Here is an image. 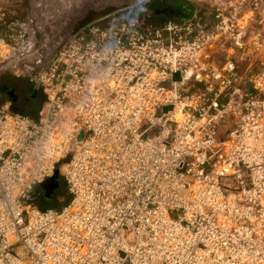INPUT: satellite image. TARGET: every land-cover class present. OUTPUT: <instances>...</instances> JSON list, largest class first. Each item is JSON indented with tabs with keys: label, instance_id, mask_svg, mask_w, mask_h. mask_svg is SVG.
<instances>
[{
	"label": "built area",
	"instance_id": "built-area-1",
	"mask_svg": "<svg viewBox=\"0 0 264 264\" xmlns=\"http://www.w3.org/2000/svg\"><path fill=\"white\" fill-rule=\"evenodd\" d=\"M212 2L1 14L0 75L45 100L0 102V264H264V0Z\"/></svg>",
	"mask_w": 264,
	"mask_h": 264
},
{
	"label": "rangeland",
	"instance_id": "rangeland-1",
	"mask_svg": "<svg viewBox=\"0 0 264 264\" xmlns=\"http://www.w3.org/2000/svg\"><path fill=\"white\" fill-rule=\"evenodd\" d=\"M6 1L7 0H5V2ZM73 1L74 0H67V3L69 4V9H68L69 12L67 13L69 14L73 13L72 12ZM190 1L195 5L198 11L201 12V14H206L207 10L209 9V6L213 3L212 2L213 0H190ZM16 2L17 3L15 6V9L12 8V11H15L16 17H22L29 8V2L28 0H17ZM111 2H112V5H108V7H106L105 10L100 11V12L89 11L88 7H85L87 11L85 12V18H82L81 22L92 20L98 17L99 15H104V14H118V15H125V16L140 14L139 9H141V7L144 9L148 5H149L148 9L155 16L156 13L158 12L157 9L159 7H162L165 4L163 0H162L163 4L159 0H111ZM57 5H59V7L56 8L57 12H55V14L56 13L59 14L60 13L59 11L62 8L60 4H57ZM7 6L8 4L5 5L4 1L0 2V7H7ZM153 20L157 25H162L166 21L171 20V19L168 18V19H162L160 21H157L154 17ZM24 80L25 79H17L9 74H4V75L2 74L0 75V90L2 91L6 88L10 89L11 87V90H15L16 94L21 96L23 95V92H24V88L22 84ZM32 101L33 102H29V105L27 106L24 105L25 107L21 106L19 102H17L15 103L14 110L17 111L16 110L17 108L18 112L22 111L21 113L24 112L25 114L27 113L33 118H36V116L39 115L40 109L44 103V99L42 101L40 100H32ZM57 183H58V188L55 190L54 194L51 196L50 199L45 198V193L41 189L42 198L37 201V204L40 210L45 211L49 209H58L61 206L59 203L55 202L54 197L56 196V194L62 191V189L66 186V182L59 175L57 178Z\"/></svg>",
	"mask_w": 264,
	"mask_h": 264
},
{
	"label": "crops",
	"instance_id": "crops-1",
	"mask_svg": "<svg viewBox=\"0 0 264 264\" xmlns=\"http://www.w3.org/2000/svg\"><path fill=\"white\" fill-rule=\"evenodd\" d=\"M159 1L162 2V0H159ZM163 2L167 3V4L168 3L172 4L171 2L177 4L176 7L180 9L179 12L182 13L181 11H183L182 14L179 13L180 15L179 14H178L179 16L177 15L179 17V19H181V20H184L182 18L189 17V14L187 12H184V11H186L187 9L194 10V8H196L195 5L190 0H163ZM163 2H162V4H163ZM169 8H175V5L173 4V5H171V7L169 6ZM22 84H23L24 92H23V95H21V96L17 95L15 90H11V87H10V89L6 88L2 91L0 90V102L10 101L13 103V105L15 107V103H17V102H19V104L21 106H24V105L27 106V105H29V102H33L32 100H40V101L43 100L42 93L36 92L34 90L33 86L26 79L24 80V82H22ZM16 110L18 111L17 108H16Z\"/></svg>",
	"mask_w": 264,
	"mask_h": 264
},
{
	"label": "flooded vegetation",
	"instance_id": "flooded-vegetation-1",
	"mask_svg": "<svg viewBox=\"0 0 264 264\" xmlns=\"http://www.w3.org/2000/svg\"><path fill=\"white\" fill-rule=\"evenodd\" d=\"M2 1H4V3H5V5L6 4H8V6L7 7H0V16H1V14L2 13H5L7 16H10L11 15V13H12V8L13 9H15V6H16V3H13L12 1H14L15 2V0H7L6 2H5V0H0V2H2ZM10 3H12L13 5H15V6H13V5H11ZM172 4H170V3H165L164 5H163V7H159L157 10H158V12L156 13V15L154 16L155 17V19L157 20V21H160V20H162V19H176V20H181V19H179V15L180 14H182L183 13V11H181L182 13H180L179 12V8H177L176 6H177V4H175V3H173V2H171ZM175 5V8H169V6L171 7V5ZM165 6V7H164ZM184 12H187L188 14H189V17H187V18H182V19H189V18H192L193 16H198V15H200L201 14V12L200 11H198V9L197 8H194V10H191V9H187L186 11H184ZM180 13V14H179ZM179 14V15H178ZM178 15V16H177ZM39 93H41V92H39ZM13 108H15L14 107V105H13Z\"/></svg>",
	"mask_w": 264,
	"mask_h": 264
},
{
	"label": "bare ground",
	"instance_id": "bare-ground-1",
	"mask_svg": "<svg viewBox=\"0 0 264 264\" xmlns=\"http://www.w3.org/2000/svg\"><path fill=\"white\" fill-rule=\"evenodd\" d=\"M17 1V0H15ZM105 1H108V0H104ZM29 2V8L28 10L26 11V13L22 16L24 17L26 14H28L29 12H33L36 16L40 17L41 15L43 14H47L48 18L50 19V16L48 15V12L53 8L55 9L56 11V8L59 7V5L57 4H60L61 7L63 8V12L66 13L69 9V4L67 3V0H28ZM39 10H41L42 12L39 13ZM12 15L10 16H14L16 15L15 14V11H12L11 13ZM22 17H18V18H22ZM12 76V75H11ZM14 77V76H13ZM24 79V78H23ZM24 114V113H22ZM26 116H29V117H32L30 116L29 114H24ZM38 116H36L37 118ZM33 118V117H32ZM34 118V119H36ZM58 184H56L57 186ZM56 188V187H55ZM52 190V189H51ZM49 190V191H51ZM47 195V193H46ZM46 195H45V198H46ZM51 195H52V192L50 194V198H51ZM49 198V199H50ZM47 199V198H46Z\"/></svg>",
	"mask_w": 264,
	"mask_h": 264
},
{
	"label": "water",
	"instance_id": "water-1",
	"mask_svg": "<svg viewBox=\"0 0 264 264\" xmlns=\"http://www.w3.org/2000/svg\"><path fill=\"white\" fill-rule=\"evenodd\" d=\"M12 2H13V3H17L16 1H15V2L12 1ZM19 2H20V1H19ZM10 4H12V3H10ZM12 5H13V4H12ZM13 6H15V5H13ZM55 180H56V177H54L51 181L54 182ZM55 187H58V186H56V184H55ZM52 191H53V190L47 192V195H46V198H47V199L50 198V194H51Z\"/></svg>",
	"mask_w": 264,
	"mask_h": 264
},
{
	"label": "trees",
	"instance_id": "trees-1",
	"mask_svg": "<svg viewBox=\"0 0 264 264\" xmlns=\"http://www.w3.org/2000/svg\"><path fill=\"white\" fill-rule=\"evenodd\" d=\"M42 96H43V94H42ZM43 99L45 100V97L43 96Z\"/></svg>",
	"mask_w": 264,
	"mask_h": 264
}]
</instances>
